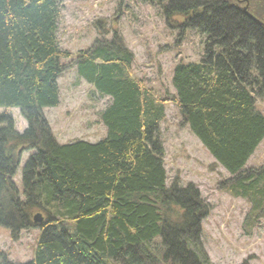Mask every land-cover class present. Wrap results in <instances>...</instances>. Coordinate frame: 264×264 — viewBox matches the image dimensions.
Instances as JSON below:
<instances>
[{"label": "trees", "instance_id": "obj_1", "mask_svg": "<svg viewBox=\"0 0 264 264\" xmlns=\"http://www.w3.org/2000/svg\"><path fill=\"white\" fill-rule=\"evenodd\" d=\"M139 1L161 8L168 25L180 23V36H203L200 60L174 65L171 100L229 174L220 189L246 200L251 223L264 218V165L245 166L264 138L256 106L264 98V25L234 0ZM254 1L248 11L261 19L264 0ZM59 16V0H0V108L18 109L26 123L19 132L0 112V226L13 241L39 230L30 260L4 263L211 264L201 244L210 207L194 184L167 185L159 131L167 99L133 76L134 56L118 30L106 37L103 29L72 62L109 98L98 113L106 134L95 142L54 138L43 108L58 105L70 56L56 36Z\"/></svg>", "mask_w": 264, "mask_h": 264}, {"label": "rangeland", "instance_id": "obj_2", "mask_svg": "<svg viewBox=\"0 0 264 264\" xmlns=\"http://www.w3.org/2000/svg\"><path fill=\"white\" fill-rule=\"evenodd\" d=\"M259 0H255L257 3ZM243 7L245 0H234ZM60 16L56 36L70 56L63 59L66 69L58 77L59 103L43 108L51 133L59 143L74 140L95 142L106 134L98 113L109 102L94 87L78 76L73 60L86 49L103 29L110 37L118 30L125 45L133 53L132 74L143 78L146 87L154 90L164 103V118L159 123L164 148L166 183L185 186L194 184L210 207L202 221L201 244L211 264H264V218L256 222L246 219L249 204L220 189L229 177L207 149L181 124V116L171 100L174 89L171 75L178 61H199L204 50L203 36L186 30L180 36V23L168 25L161 8L139 0H59ZM251 0H248L250 9ZM263 10V9H261ZM264 13V12H263ZM258 19L264 23V14ZM175 22V20H174ZM173 22V23H174ZM256 106L264 115V98ZM10 114L15 129L21 132L25 120L16 108H0ZM30 152H24L13 180L19 186L22 166ZM264 165V138L247 160L246 167ZM39 230H22L16 241L0 226V264L31 259Z\"/></svg>", "mask_w": 264, "mask_h": 264}, {"label": "water", "instance_id": "obj_3", "mask_svg": "<svg viewBox=\"0 0 264 264\" xmlns=\"http://www.w3.org/2000/svg\"><path fill=\"white\" fill-rule=\"evenodd\" d=\"M246 2H245V5L243 6V7H241L243 10H244V12H246L247 14H249L252 18H254L255 20H257L258 22H260L261 24H263L264 25V23L262 22V21H260V20H258L256 17H254L249 11H248V0H245ZM33 220L35 221V222H40L41 220H42V218H41V216L39 215V214H35L34 215V217H33Z\"/></svg>", "mask_w": 264, "mask_h": 264}]
</instances>
